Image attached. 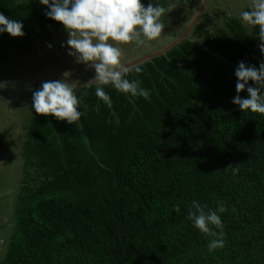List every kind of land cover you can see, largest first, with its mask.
<instances>
[{
  "label": "trees",
  "instance_id": "trees-1",
  "mask_svg": "<svg viewBox=\"0 0 264 264\" xmlns=\"http://www.w3.org/2000/svg\"><path fill=\"white\" fill-rule=\"evenodd\" d=\"M170 1L141 0L166 10ZM48 10L0 0L25 32L0 34V66L63 25ZM239 13L220 23L201 14L186 38L138 64L127 78L150 99L105 86L109 108L84 84L74 89L78 110L88 106L78 123L32 110L0 264H264V114L232 103L239 62L259 68L264 54ZM193 200L227 208L223 248L209 252L211 238L186 219Z\"/></svg>",
  "mask_w": 264,
  "mask_h": 264
},
{
  "label": "clouds",
  "instance_id": "clouds-1",
  "mask_svg": "<svg viewBox=\"0 0 264 264\" xmlns=\"http://www.w3.org/2000/svg\"><path fill=\"white\" fill-rule=\"evenodd\" d=\"M39 3L49 9L45 15L62 23L68 32L67 45L71 49L68 54L75 57L77 63L95 69V76L87 85H96L95 95L98 100L109 108L112 107V100L105 92V86L124 95L150 99V91L141 87L139 79L127 78L132 71L142 73V66H126L122 62V51L124 45H142L161 35L165 27L161 17L167 11L164 7L151 2L145 6L141 0H39ZM239 19L246 26L259 29L258 48L264 54V0H252L250 9L241 11ZM5 32L14 38L25 35L22 22L0 13V34ZM48 47L51 48L52 45L49 44ZM63 76L69 77L70 72L65 71ZM235 76L237 95L232 103L238 105L243 112L264 114V61L260 62L259 68L240 61ZM249 81L252 82L251 85ZM77 84L78 81L69 83L66 79L42 82L41 88L32 93V107L37 114H51L68 124L78 123L86 115L88 106L84 105L83 112L78 110L83 99L78 98L74 92ZM245 90L247 97L242 98L240 93ZM233 171L235 173L238 169ZM207 207L193 200L186 219L192 221L200 233L211 238L207 247L209 252H213L223 248L226 243L224 224L218 213H225L227 208L223 202L219 203L216 210L205 211ZM174 208L175 211H180L178 205Z\"/></svg>",
  "mask_w": 264,
  "mask_h": 264
},
{
  "label": "rangeland",
  "instance_id": "rangeland-1",
  "mask_svg": "<svg viewBox=\"0 0 264 264\" xmlns=\"http://www.w3.org/2000/svg\"><path fill=\"white\" fill-rule=\"evenodd\" d=\"M199 1L171 0L161 17L165 24L161 35L142 45H124L122 62L126 64L169 42L186 25ZM251 5L252 0H206L200 15L206 13L214 23H220L222 12L235 15ZM48 31V38H33L30 50L22 52L19 57L13 56V60L0 66V256L12 225L11 215L21 168L23 123L27 121L23 114L24 121L16 116L17 107L25 108L29 117L34 110L32 93L40 89L44 81L66 79L82 82L95 76L94 68L77 63L75 57L68 54L71 49L67 45L68 32L63 25L52 26ZM65 71L70 72L69 77L63 76Z\"/></svg>",
  "mask_w": 264,
  "mask_h": 264
},
{
  "label": "water",
  "instance_id": "water-1",
  "mask_svg": "<svg viewBox=\"0 0 264 264\" xmlns=\"http://www.w3.org/2000/svg\"><path fill=\"white\" fill-rule=\"evenodd\" d=\"M206 0H200L198 5L196 6L194 12L192 13V15L190 16L189 20L187 21L186 25L183 27V29L176 35L174 36L169 42H167L166 44H164L163 46H161L160 48L148 52L128 63H126V66L128 67H134L135 65L141 64L144 61L149 60L150 58L157 56V55H161L164 54L168 49H170L171 47H173L174 45H176L178 42H180L182 39L186 38L187 35L189 34V32L191 31L192 27L194 26V24L196 23L201 11H202V7L204 5ZM90 80H85L82 82H78L77 86L80 85H84L87 84ZM68 81V80H67ZM69 82V81H68ZM71 83V82H69Z\"/></svg>",
  "mask_w": 264,
  "mask_h": 264
},
{
  "label": "crops",
  "instance_id": "crops-1",
  "mask_svg": "<svg viewBox=\"0 0 264 264\" xmlns=\"http://www.w3.org/2000/svg\"><path fill=\"white\" fill-rule=\"evenodd\" d=\"M52 27V26H51ZM50 28V27H49ZM30 50V49H29ZM21 54H17L16 57H19ZM23 55V54H22ZM37 76V75H36ZM37 79V78H36ZM27 103H29V101H27ZM21 113V114H20ZM22 114L25 115V117L28 119V116H27V111L25 110V108H19L17 107V114L16 116L17 117H20L21 120L24 121V118L22 117ZM27 121L23 123V132H24V128H25V125H26Z\"/></svg>",
  "mask_w": 264,
  "mask_h": 264
}]
</instances>
